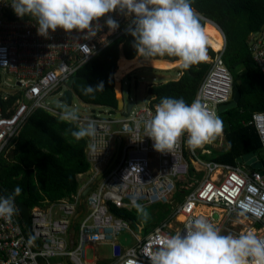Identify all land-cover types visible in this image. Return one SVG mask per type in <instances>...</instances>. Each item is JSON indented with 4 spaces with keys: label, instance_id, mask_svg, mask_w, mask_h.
<instances>
[{
    "label": "built area",
    "instance_id": "obj_1",
    "mask_svg": "<svg viewBox=\"0 0 264 264\" xmlns=\"http://www.w3.org/2000/svg\"><path fill=\"white\" fill-rule=\"evenodd\" d=\"M10 2L0 0V157L36 110L42 109L61 118L63 111L53 107L50 99L58 96L56 104H65L63 87L67 91L70 78L123 38L128 24L124 17L113 13L119 28L111 35L104 27L95 38L84 40L75 31L66 34L57 29L45 39L37 35L34 21L14 15L8 5ZM100 23H104V18ZM262 37L264 32L254 42L252 54L264 76ZM224 50L225 47L214 57L196 98L218 115L220 106L230 103L233 97L234 80L225 65ZM1 73L15 75L16 79L2 81ZM131 73L125 75L120 84ZM126 85L125 81L121 86L123 97L127 94ZM82 106L85 111L79 114L78 124L86 125L91 120L97 129L95 138H87L84 150L89 176L92 174L86 187H91V191L82 198L86 187H81L70 201L63 200L45 209L34 208L30 213V231L18 214L11 221L0 219V264H64V261L93 264L85 260V247L99 242L114 247V255L118 257L116 264H150L149 255L160 246L162 238L183 232L190 220L201 217L212 224L221 222L222 228L228 222L233 226L226 227L229 231L236 230L237 216L247 217L253 233L264 241V176L260 172H250L240 165L206 161L200 155L206 150L201 153L198 149L189 150L186 134L172 152H156L144 130L156 105L137 106L133 102L128 115L120 118L118 109ZM249 125L256 129L264 149V112L254 114ZM119 139V156L110 167ZM190 159L207 175L174 212L172 220L176 222L181 215L185 216L182 230L171 231L172 225L168 228L171 221L164 222L146 237L136 235L137 242L124 251L119 236L131 229V223L116 215L111 207L131 209L137 204L169 203L177 183L190 176ZM200 206L211 208L209 216L197 213ZM258 224L259 229H256ZM70 228L75 230L72 246L69 245Z\"/></svg>",
    "mask_w": 264,
    "mask_h": 264
},
{
    "label": "trees",
    "instance_id": "obj_2",
    "mask_svg": "<svg viewBox=\"0 0 264 264\" xmlns=\"http://www.w3.org/2000/svg\"><path fill=\"white\" fill-rule=\"evenodd\" d=\"M193 8L201 16L214 22L225 33L226 48L224 62L233 75V94L241 92V101L236 109L221 114L226 147L214 148L212 159L236 165L239 159L249 152H259L264 160L262 142L254 127L248 126L253 114L264 112V77L262 76L250 46V36L264 31V0H193ZM208 44L212 49L213 41L224 44V36L215 24L202 20ZM133 38L126 34L121 40L110 45L106 50L94 57L79 72L81 77L73 86L75 97L82 104L100 105L118 108L115 93L114 75L117 64L124 68L122 77L128 71H134L144 65L153 66L158 63H171L161 70L172 69L177 65L175 57H155L150 61L137 55L132 46ZM207 46L213 56L216 52ZM138 58V59H135ZM128 59V60H127ZM162 66V65H161ZM154 67V66H153ZM211 63L201 62L189 69H178L180 78L165 86L153 88L149 94L154 98L150 105H157L161 98H183L188 104L196 100L198 92L211 70ZM160 69V68H156ZM241 81V85H239ZM103 85V91L85 94L84 88ZM66 93L64 94V99ZM77 124H68L53 114L38 109L23 126L18 137L0 157V192H11L16 186L22 189L16 197V204H25L30 212L34 208L45 209L63 200L70 201L79 190L78 176L88 172L84 150L87 138L75 141L69 128L75 129ZM194 172V166H192ZM175 194V199L183 201L184 193ZM160 208L156 212L153 209ZM149 213L144 219L134 210H111L118 216L132 220L133 228L138 231L137 224L144 225L142 236L146 237L158 223L167 219L172 221L171 207L165 204L145 207ZM18 215L22 220L20 210ZM76 227V224L73 225ZM106 264V263H104Z\"/></svg>",
    "mask_w": 264,
    "mask_h": 264
},
{
    "label": "clouds",
    "instance_id": "obj_3",
    "mask_svg": "<svg viewBox=\"0 0 264 264\" xmlns=\"http://www.w3.org/2000/svg\"><path fill=\"white\" fill-rule=\"evenodd\" d=\"M192 4L193 0H11L8 5L17 18L34 21L37 35L45 39L57 29L66 34L75 31L84 40L95 38L104 27L111 35L119 28V22L111 15L116 13L128 20L125 31L133 38L132 46L138 56L145 61L175 57L177 65L187 70L208 59L203 18ZM215 52L217 55L218 51ZM97 91H103L102 84L84 88L86 95ZM61 119L78 125L66 131L77 142L97 135L95 122L89 120L86 125H79L80 116L75 110H65ZM144 130L158 153L172 152L185 134L187 147L195 152L222 134L223 121L199 100L188 104L183 98L163 97L145 122ZM21 192L20 186L11 192H0V219L11 221L18 214L15 201ZM135 207L138 214L148 219L143 205ZM149 261L150 264H264V241L252 232L221 234L206 219L194 218L183 232L162 238L160 246L150 253Z\"/></svg>",
    "mask_w": 264,
    "mask_h": 264
},
{
    "label": "rangeland",
    "instance_id": "obj_4",
    "mask_svg": "<svg viewBox=\"0 0 264 264\" xmlns=\"http://www.w3.org/2000/svg\"><path fill=\"white\" fill-rule=\"evenodd\" d=\"M202 18H203L202 20L205 22V24L210 21V20L208 21V19L204 18L203 16H202ZM263 32H261V34ZM221 34H223V36L225 37L224 31L221 30ZM259 34H252L250 36L251 50L256 45V43H254V42L261 37V35L259 36ZM262 40L264 41V37H262ZM223 46H224V44H222L220 42H217V41H213V47H215V49H214L215 51L222 50ZM208 55H209V57L206 60V62H209L212 59V55H210V53ZM164 57H167V56H164ZM164 57H162V58H164ZM169 64H171V63H158V64H155L154 67L153 66H144V67H141L139 69H136V71L132 73V76L127 77V79L125 81H126L128 87H126L125 90H124L127 93V94H125L126 103H129V100H130V97H131V98H133L135 100V104L137 106H144L146 104V101H145V99H146V87H145V85H144V83L142 81V78H144L145 81H151L153 78H156L158 83H160V81H163L165 79L176 77L177 74H178L176 69L179 66L178 67L177 66L174 67L170 71H160L163 66H166V65H169ZM118 66H119V63H118ZM156 68H160V69L159 70H155ZM1 76H2V78H1L2 81L3 80H7V79H11V80H15L16 79L15 75H11V74L1 73ZM134 76L137 78V87L134 85V83L132 81ZM114 79H115V87H116L117 86L116 74L114 76ZM63 89H64L63 91L66 92L65 87H63ZM116 91H117V94L119 96H121V94L118 93V92H121V90H119L118 87H116ZM50 101H51L52 104L58 103L59 102L58 96L51 98ZM73 102H74V104L71 107H69V110H75V111L78 112V114H80V113L84 114L85 109L82 106V102L79 100V98L77 96L74 97ZM91 175L92 174L90 173V176H89V172H87L86 174L80 176V179H78L79 189H81V187H86L88 184H90V182L92 180V176ZM89 177H90V179H89ZM184 180H185V178H184ZM193 189H196V185L193 186V183L191 182L190 184H185V187H182L181 189L179 188V190L174 192L172 198L170 199V202L165 204V205H168V206L171 207V214H173L174 211L177 209V207L180 205L178 200L175 199L174 195L176 193H179V192L183 193L184 191H190L191 192ZM190 192L184 193V199H185L186 195H188V193H190ZM150 206L144 205V207H148V208ZM135 208L136 207H133V208L127 209V210H134ZM206 208L208 209L209 207L206 206ZM159 210H160V208L153 209L155 217L157 215L156 212L159 211ZM203 212L209 213L210 209H208L207 211H203ZM127 220H129L130 223H131V229L128 230V231L122 232L121 235L119 236V242H120L121 245H123L124 251H126L130 246L134 245L137 242V237H140V238L143 237L142 236V231H143V228H144V225L141 222H139L137 224V226H138V231H137V230H135L133 228L132 220H130V219H127ZM236 220H237L236 222L239 223V224L235 228L236 230H232V231H229V230L226 229L227 226H230V223H228V222L224 221L225 223L223 225V228L221 227V225H222L221 222H219L218 225H217V222L213 223V224H216L214 226L218 227L221 230V234H225V235H227V234L238 235L237 233H240V232H244L245 234L249 233V232L253 233V229L250 228V226H251L250 220L247 217L243 216L242 218H239L237 216ZM162 222H167V219L164 220V221H161V223ZM177 222H176V220L173 219L170 222V225H169L168 228H170L171 225H172L173 230H171V231H174L176 229H181L182 230L183 225L181 223H183L184 221L181 222V221H179V218H178ZM157 225H158V223L155 225V227H157ZM230 227L233 228L232 225ZM255 228L259 229V224L257 226L255 225ZM136 235H137V237H136ZM117 258L118 257L116 255H114V247L111 244H106V243L99 242V243H95V244H88L85 247V260L88 261V262H91L93 264H104V263H106V264H116Z\"/></svg>",
    "mask_w": 264,
    "mask_h": 264
},
{
    "label": "crops",
    "instance_id": "obj_5",
    "mask_svg": "<svg viewBox=\"0 0 264 264\" xmlns=\"http://www.w3.org/2000/svg\"><path fill=\"white\" fill-rule=\"evenodd\" d=\"M208 23V22H207ZM206 23V24H207ZM211 23H213V24H215L214 22H212L211 21ZM216 25V24H215ZM216 27H218L219 28V30L221 31V28L218 26V25H216ZM225 38V37H224ZM122 39V38H121ZM120 39V40H121ZM225 40H226V38H225ZM117 41H119V40H117ZM116 42V41H115ZM114 42V43H115ZM113 44V43H112ZM111 44V45H112ZM212 49V48H211ZM106 50V49H105ZM208 51V54L210 53V51L209 50H207ZM210 55H212V53H210ZM216 56V55H215ZM215 56H213L212 55V61H213V59H214V57ZM208 57H209V55H208ZM121 58H123V59H126L124 56H121L120 57V59ZM120 59H119V61H120ZM135 59H137V58H135ZM128 60V59H127ZM139 60V59H138ZM209 61V62H212V61ZM119 61H118V63H119ZM140 61V60H139ZM206 62V61H205ZM144 66H147V65H144ZM154 66V65H153ZM117 67L119 68V66H118V64H117ZM178 67V66H177ZM118 68H117V70H118ZM153 69V68H152ZM173 69V68H172ZM172 69H168V70H160V71H170V70H172ZM176 69V68H175ZM178 69H180L179 67L176 69L177 70V73H178ZM155 70H159V69H155ZM136 70H134V71H132V73L133 72H135ZM117 72V71H116ZM261 72V71H260ZM132 73L130 74V75H128V77L129 76H132ZM210 73V72H209ZM116 74V73H115ZM232 74V73H231ZM262 74V73H261ZM209 75V74H208ZM115 76V75H114ZM180 76H181V73H178L177 74V76L176 77H174V78H169V79H165V80H163V81H160V83H158V81L156 80V78H153L151 81H145V79L143 78L142 79V81H143V83H144V85H145V87H146V99H145V101H146V103H150V101L154 98L153 96H151L150 94H149V91L151 90V89H153V88H157V87H161V86H165V85H167V84H169V83H173V81H177L179 78H180ZM233 76V75H232ZM263 76V75H262ZM208 77V76H207ZM206 77V78H207ZM264 77V76H263ZM127 78H125L124 80H123V83L122 84H120V87L122 86V85H124V83H125V80H126ZM133 83H134V85L137 87V78L134 76L133 77ZM204 84V83H203ZM127 87H128V85H126ZM150 87H152V88H150ZM202 87V86H201ZM116 88V87H115ZM120 90H121V88H120ZM116 93V92H115ZM121 96L123 97V95H122V92H121ZM151 96V97H150ZM234 96V95H233ZM124 98V100H125V96L123 97ZM241 101V100H240ZM129 102H134L135 103V100L133 99V98H131L130 97V100H129ZM125 103H126V100H125ZM127 104V103H126ZM229 104V103H228ZM238 107V106H237ZM236 109V108H235ZM230 111V110H229ZM228 112V111H227ZM219 113V112H218ZM223 113H225V112H223ZM223 113H221V114H223ZM257 113H262V112H257ZM221 114H219V116L221 115ZM256 114V113H255ZM254 115V114H253ZM252 120V119H251ZM251 122V121H250ZM249 122V123H250ZM249 123H248V126H250L249 125ZM253 127V126H252ZM256 130V129H255ZM225 148L226 147V140H225V135H224V133L222 132V134L220 135V136H218L217 138H216V140L212 143V144H208V145H205L203 148H201V149H198V151L201 153L202 151H204V150H206L205 152H204V154H200L201 155V157L203 158V159H205L206 161H215V162H218V161H216V160H214V159H212L211 158V156L214 154V152H213V149L214 148ZM262 152H263V154H264V149H263V146H262ZM258 154H259V152H257ZM186 156H188V159H189V155L188 154H186ZM259 156L261 157V155L259 154ZM243 157V156H242ZM241 157V158H242ZM240 158V159H241ZM239 159V163L238 164H236V165H232V166H243L244 168L246 167L247 168V170H250V172H260V169H258V168H254V167H252L251 165H249V164H247L245 161H242V160H240ZM263 160V159H262ZM264 161V160H263ZM190 165H191V169H190V176H189V178L188 179H186V180H182V181H179L178 183H177V185H176V191L177 190H179V188L181 189L182 187H185V184H190L191 182L193 183V186L194 185H196V188H198L199 187V185H200V183L201 182H203V179H204V177H206V173L205 172H203V169L198 165V166H195L194 164H193V162L191 161V159H190ZM218 163H221V164H227V163H222V162H218ZM231 165V164H230ZM192 166H194V172H193V170H192ZM78 179H80V177H78ZM178 188V189H177ZM195 189H193L192 191H194ZM191 191V192H192ZM190 192V193H191ZM190 193H188V195H186V197H185V199L183 198V201H182V203L186 200V198H188V196L190 195ZM177 194V193H176ZM175 196V195H174ZM178 202H179V200H178ZM180 204H182L181 203V201L179 202ZM203 209V210H202ZM210 209V211H211V208H209ZM203 211H207V208L206 207H204V206H200L199 207V209H198V212L197 213H202V215L203 216H209V214H210V212L209 213H205V212H203ZM175 212V211H174ZM172 215H174V213L172 214ZM117 261V260H116ZM88 262V261H87Z\"/></svg>",
    "mask_w": 264,
    "mask_h": 264
},
{
    "label": "water",
    "instance_id": "obj_6",
    "mask_svg": "<svg viewBox=\"0 0 264 264\" xmlns=\"http://www.w3.org/2000/svg\"><path fill=\"white\" fill-rule=\"evenodd\" d=\"M260 35H261V33L259 34V36ZM80 77H81L80 75L76 74V75L72 76L70 78V80L68 81L65 104H63V105L62 104H53L52 105L53 107H55V108H57L63 112L65 110H69L68 106L72 105V101L74 98L73 86H74L75 81L77 79H79ZM238 84L241 85V81H239ZM115 92H116V98H117V102H118V108L117 109L119 111L117 113V117L120 118L122 116H127L128 113L130 112L131 108L133 107V103L129 102L126 104L124 98L117 94L116 88H115ZM240 100H241V92L237 91L234 94L232 101L229 104L220 106L219 114L237 108V106L240 103ZM120 111H122L123 113H120ZM120 146H121V139L118 140L117 151H116V153L112 159L110 167H112L118 159ZM240 160L245 161L247 164L251 165L254 168L260 169L261 175L264 176V161L262 160V158L259 156V154L257 152H249V153L245 154ZM91 189H92L91 187L86 188L82 192L81 197L85 198L86 195L91 191ZM19 210H20V213L22 215L23 221H24L27 229L30 231V229H31V218H30L29 208L25 204H20ZM74 234H75L74 228H70V230H69V245L70 246H72L74 243ZM64 264H69V263H68V261H64Z\"/></svg>",
    "mask_w": 264,
    "mask_h": 264
},
{
    "label": "bare ground",
    "instance_id": "obj_7",
    "mask_svg": "<svg viewBox=\"0 0 264 264\" xmlns=\"http://www.w3.org/2000/svg\"><path fill=\"white\" fill-rule=\"evenodd\" d=\"M210 22V21H209ZM123 71H124V69H123V67L122 66H120L119 68H118V70H117V72H116V81H117V86L116 87H118V89L120 90V81L122 80V74H123ZM129 73H131V71H128V74ZM119 94H121V92H118ZM209 209V208H208ZM207 209V210H208ZM203 210V209H202ZM185 220V216L184 215H181L180 217H179V221H184Z\"/></svg>",
    "mask_w": 264,
    "mask_h": 264
},
{
    "label": "flooded vegetation",
    "instance_id": "obj_8",
    "mask_svg": "<svg viewBox=\"0 0 264 264\" xmlns=\"http://www.w3.org/2000/svg\"><path fill=\"white\" fill-rule=\"evenodd\" d=\"M124 69V68H123ZM124 72V71H123ZM90 168V167H89ZM88 172H89V169H88ZM78 177H80V176H78ZM77 180H78V178H77Z\"/></svg>",
    "mask_w": 264,
    "mask_h": 264
}]
</instances>
